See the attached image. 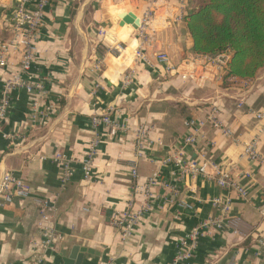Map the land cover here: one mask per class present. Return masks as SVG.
Here are the masks:
<instances>
[{"label":"crops","instance_id":"crops-1","mask_svg":"<svg viewBox=\"0 0 264 264\" xmlns=\"http://www.w3.org/2000/svg\"><path fill=\"white\" fill-rule=\"evenodd\" d=\"M15 3L1 2L0 46L11 38L10 13ZM199 5L197 0H188L187 9ZM146 7L142 0H50L34 42L30 69L46 95L16 90L0 126V177L12 173L32 191L31 197H13L8 203L0 198V264H30L34 255H42V264H64L74 247L87 249L82 264H170L179 240L217 215L210 203L217 196L231 200L229 218L235 221L201 236L198 248L183 264H264V220L257 210L264 201V119L253 114H264V69L253 80L232 81L233 87L215 82L214 71L206 67L197 68L196 79L188 82L166 76L154 61L156 52L167 53L177 64L194 54L185 24L174 22L176 2L163 0L153 7L151 25L157 41L144 51L151 65L136 66L135 31L128 34L122 28L111 33L110 19L119 14L139 19ZM99 28L106 30L104 40L98 37ZM115 43H125L129 51L123 55L107 52ZM96 59L101 62L98 67ZM18 63L19 53L9 47L0 68V87L16 72ZM132 70L124 86L123 79ZM175 103L192 107L188 119L172 108ZM212 105L219 108V118L232 135L226 137L206 125L196 143L183 147L190 131L188 121L205 118ZM104 115L126 125L128 131L112 135L102 125L93 129L92 118ZM140 127L147 135L138 148L134 132ZM95 137L99 139L97 154L86 180L79 161ZM256 137L260 160L250 162L241 155ZM178 150L185 164L205 165L208 176L192 178L167 163ZM57 156L71 160V177L65 183ZM218 170L228 171L251 200L244 202L218 187L214 181ZM154 177L155 185L146 191L148 180ZM37 199L55 208L54 226L61 237L55 249L42 245ZM130 200L134 209L147 207V211L124 245L109 220ZM180 201L191 208L179 207Z\"/></svg>","mask_w":264,"mask_h":264},{"label":"built area","instance_id":"built-area-1","mask_svg":"<svg viewBox=\"0 0 264 264\" xmlns=\"http://www.w3.org/2000/svg\"><path fill=\"white\" fill-rule=\"evenodd\" d=\"M146 3V10L138 19L137 29L135 31V40L137 46L133 50V59L135 65L141 64L149 67L151 65L150 59L144 54L145 48L152 47L157 41L156 29L152 27L151 22L154 18V5L158 0H142ZM166 2L174 1L177 4V13L174 17V22L184 23V16L188 13L187 3L188 0H163ZM0 0V8H1ZM50 0H16L14 8L10 13V40L0 46V68L6 63V55L9 47H13L19 53V63L16 72L5 79L0 87V126L9 113V109L12 102L13 93L16 90H22L28 94L37 93L39 97L46 95V89L44 86L35 81L30 75V69L32 68L35 59V46L34 42L43 24V17L46 8L49 6ZM106 30L99 28L98 37L104 40ZM129 51V47L125 43H115L110 46L107 52L115 55H123ZM154 61L163 67L164 73L167 76H175L180 78L182 82L192 81L196 79L195 70L201 68H211L215 73V82L222 83L223 74L225 72V66L227 58L224 55L211 57L208 55H194L193 58L184 61V63H174L167 55V53L158 51L153 56ZM101 62L96 59V67ZM206 67V68H205ZM134 70L125 75L123 79V85L126 86L131 80ZM230 81H236L232 78ZM241 107V103L238 104ZM32 109L35 112L37 109V102L32 103ZM220 110L216 105H212L206 114L205 118L192 119L188 121L189 133L183 139V147H190L196 143L202 136V130L206 125L211 126L213 129L221 130L226 137H230L232 132L230 129L224 127L219 115ZM254 116L262 120L264 119L263 113L253 112ZM93 129L99 125L108 127L112 135L127 132L126 125L115 122L109 116H94L92 118ZM264 132V127L262 129ZM147 130L144 127H140L134 132L135 142L137 147H142L143 141L146 138ZM3 138L10 139L9 134H3ZM259 137V136H258ZM254 138L248 143L242 152L241 157L250 161L258 162L260 160V154L258 152L259 138ZM99 139L94 138L90 143L89 152L80 161L82 176L84 179H90L91 166L93 160L97 154V148ZM182 151L178 150L171 154L166 162L171 163L176 167L181 174L195 177L208 176L205 171V165H196L194 163L185 164L182 161ZM57 161H61L63 165L62 183H65L71 177V160L65 156H57ZM131 177L135 181L137 179V171L135 162L131 163ZM155 177L148 180L146 191L148 188L155 185ZM215 184L223 189L234 192L237 197L244 201H250L251 196L249 192L237 184L231 177L230 173L225 170H218L214 177ZM166 187H169L166 185ZM31 188L19 177H16L12 173H3L0 177V198L3 202L8 203L13 197L15 198H28L31 197ZM39 207V227L41 228L42 245L45 249H55L60 241L61 237L58 235L54 226L55 223V208L50 206L44 199H37L35 201ZM212 207L217 211L215 217H209L198 224V226L190 233L184 235L178 244L177 251L171 260L170 264H183L186 260L190 259L193 253L198 248V241L209 231L222 230L227 225L230 226L235 220L229 218V213L232 209V203L229 198L214 197L210 200ZM179 207L190 209L191 205L180 201ZM257 210L264 220V201L257 207ZM147 211V207L142 209H134L133 202L130 200L127 203L126 208L120 212H114L109 220L110 226L119 232L120 240L124 245L128 244L131 239L137 224L140 222L143 214ZM238 233V232H236ZM42 255H34L30 264H42Z\"/></svg>","mask_w":264,"mask_h":264},{"label":"trees","instance_id":"trees-1","mask_svg":"<svg viewBox=\"0 0 264 264\" xmlns=\"http://www.w3.org/2000/svg\"><path fill=\"white\" fill-rule=\"evenodd\" d=\"M194 55H228L222 87L253 80L264 69V0H204L184 16ZM188 119L192 109L175 103Z\"/></svg>","mask_w":264,"mask_h":264},{"label":"water","instance_id":"water-1","mask_svg":"<svg viewBox=\"0 0 264 264\" xmlns=\"http://www.w3.org/2000/svg\"><path fill=\"white\" fill-rule=\"evenodd\" d=\"M110 16L105 18L106 19L110 18ZM110 21L112 23V26L110 28L111 33L115 31H119L122 28H125V31L128 34H130L132 33L133 30L137 29V25H138V19H136L134 16L130 14L116 15L112 17ZM106 37H108V39H110L111 41H114V37L111 34H107ZM133 44L136 48L137 41L135 40ZM85 252H87V249L74 247L68 259H64V264H72V260H73V264H82V259H83L82 253Z\"/></svg>","mask_w":264,"mask_h":264},{"label":"rangeland","instance_id":"rangeland-1","mask_svg":"<svg viewBox=\"0 0 264 264\" xmlns=\"http://www.w3.org/2000/svg\"><path fill=\"white\" fill-rule=\"evenodd\" d=\"M198 5L201 3V0H197Z\"/></svg>","mask_w":264,"mask_h":264}]
</instances>
